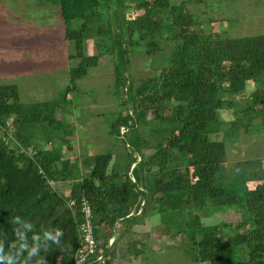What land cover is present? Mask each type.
Wrapping results in <instances>:
<instances>
[{
    "label": "trees",
    "instance_id": "1",
    "mask_svg": "<svg viewBox=\"0 0 264 264\" xmlns=\"http://www.w3.org/2000/svg\"><path fill=\"white\" fill-rule=\"evenodd\" d=\"M190 2L116 1L112 16L103 17L101 0H46L57 7L64 39L72 42L69 56L77 64L69 68L71 82L102 57L113 61L119 110L107 133L122 140L125 165L120 169L111 152L95 154L88 169L64 157V147L71 148L66 137L72 129L64 117L69 86L58 99L23 104L16 86L0 84V240L5 250L16 238L10 220L18 215L36 233L61 228L59 249L52 245L41 255L47 264H74L77 226L83 220L80 202L86 199L97 253L110 264H125V255L137 254L142 244L130 240L132 227L153 215L170 219L158 229L174 230L191 264H264V158L238 160L223 172L224 141L210 134L230 109L251 121L260 118L264 127V33L228 36L224 30H207L187 7ZM127 9L133 18H127ZM88 40L96 53H86ZM138 51L156 64V73L136 83L129 69ZM48 180L69 188L65 193ZM67 199L75 201L73 212ZM225 208L239 210L240 220L203 222ZM121 229L128 238L109 244Z\"/></svg>",
    "mask_w": 264,
    "mask_h": 264
},
{
    "label": "rangeland",
    "instance_id": "2",
    "mask_svg": "<svg viewBox=\"0 0 264 264\" xmlns=\"http://www.w3.org/2000/svg\"><path fill=\"white\" fill-rule=\"evenodd\" d=\"M116 1L128 3L134 0H101L103 17L104 14L112 16ZM187 7L205 27L208 26L207 30H224L228 36L264 33V0H192ZM126 16L133 18L135 13L127 9ZM95 48L93 41L88 40L86 53H96ZM72 52V42L64 39V27L56 6L47 4L46 0H0V84L16 86L23 104L58 99L69 86L64 102L68 104V112L64 117L72 129L66 137L71 148L64 147V157L74 161L78 167L83 165V169H88L95 154L111 152L122 169L126 153L124 144L121 139L107 133L119 110L113 88V61L106 55L98 66L89 68L84 77L71 82L69 68L77 64V60L69 56ZM130 60L132 81L137 83L156 73V64H152L143 52H136ZM250 86L247 92L251 90ZM221 121L223 130L217 128L220 124L217 122L213 125L215 131L210 134L213 139L224 141L226 157L222 164L223 172H230L238 160L264 158V127L260 118L251 121L230 109L221 114ZM58 186L65 193L69 188L64 183ZM248 186L252 188L255 183ZM221 220L239 221L240 211L225 208L203 218L206 224ZM161 224L170 225L171 221L153 215L144 223L134 225L130 240H138L142 245L136 255H125L122 262L191 264L184 247L178 244L174 230L169 228L162 233L158 229ZM124 232V229L117 230L112 243L128 238ZM122 251L125 252L124 248Z\"/></svg>",
    "mask_w": 264,
    "mask_h": 264
},
{
    "label": "clouds",
    "instance_id": "3",
    "mask_svg": "<svg viewBox=\"0 0 264 264\" xmlns=\"http://www.w3.org/2000/svg\"><path fill=\"white\" fill-rule=\"evenodd\" d=\"M10 222L15 225V240L5 250V241L0 240V264H47L46 256L41 252H48L52 245L57 249L61 246L64 231L61 228H41L34 232V225L22 219L13 217ZM29 233H32L29 238Z\"/></svg>",
    "mask_w": 264,
    "mask_h": 264
},
{
    "label": "built area",
    "instance_id": "4",
    "mask_svg": "<svg viewBox=\"0 0 264 264\" xmlns=\"http://www.w3.org/2000/svg\"><path fill=\"white\" fill-rule=\"evenodd\" d=\"M125 131L124 127H120V132ZM51 187H57L60 183L48 180ZM66 205L72 212L76 206L74 199H67ZM83 220L77 226L78 245L75 250L74 264H110L102 253H97V242L93 233V225L91 221V208L86 199L80 202ZM112 244L113 237L108 240Z\"/></svg>",
    "mask_w": 264,
    "mask_h": 264
}]
</instances>
